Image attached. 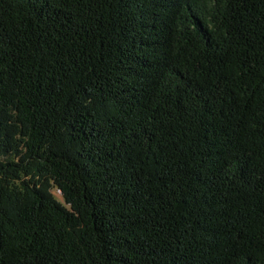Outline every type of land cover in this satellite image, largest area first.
Here are the masks:
<instances>
[{
  "label": "trees",
  "instance_id": "16d2710c",
  "mask_svg": "<svg viewBox=\"0 0 264 264\" xmlns=\"http://www.w3.org/2000/svg\"><path fill=\"white\" fill-rule=\"evenodd\" d=\"M0 264H264V0H0Z\"/></svg>",
  "mask_w": 264,
  "mask_h": 264
},
{
  "label": "rangeland",
  "instance_id": "374dc122",
  "mask_svg": "<svg viewBox=\"0 0 264 264\" xmlns=\"http://www.w3.org/2000/svg\"><path fill=\"white\" fill-rule=\"evenodd\" d=\"M57 196H58V198H60V195L59 194H57ZM61 199V198H60Z\"/></svg>",
  "mask_w": 264,
  "mask_h": 264
}]
</instances>
